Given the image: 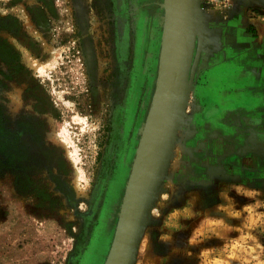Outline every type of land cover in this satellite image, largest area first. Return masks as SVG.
Returning a JSON list of instances; mask_svg holds the SVG:
<instances>
[{
	"label": "rangeland",
	"instance_id": "374dc122",
	"mask_svg": "<svg viewBox=\"0 0 264 264\" xmlns=\"http://www.w3.org/2000/svg\"><path fill=\"white\" fill-rule=\"evenodd\" d=\"M198 4L187 98L132 264H264V79H249L258 55L264 74V0ZM168 5L0 0V38L17 51L0 61V264L104 263ZM233 129L250 132L244 152Z\"/></svg>",
	"mask_w": 264,
	"mask_h": 264
},
{
	"label": "water",
	"instance_id": "95a60500",
	"mask_svg": "<svg viewBox=\"0 0 264 264\" xmlns=\"http://www.w3.org/2000/svg\"><path fill=\"white\" fill-rule=\"evenodd\" d=\"M198 1L169 0L155 92L103 264H132L141 222L177 128L176 112L187 98L189 64L198 27ZM178 34L180 38L174 42Z\"/></svg>",
	"mask_w": 264,
	"mask_h": 264
},
{
	"label": "crops",
	"instance_id": "0c3cea01",
	"mask_svg": "<svg viewBox=\"0 0 264 264\" xmlns=\"http://www.w3.org/2000/svg\"><path fill=\"white\" fill-rule=\"evenodd\" d=\"M244 13V12H243ZM257 18H258V16L257 17H250V16H247L245 19H246V23H245V25H244V31H245V37H246V40H247V42L249 43V44H254V38L252 37V34H253V30H257L258 28H259V26H260V24H259V22H254V21H257ZM248 28V29H247ZM249 38H248V37ZM263 45H262V48H264V43H262ZM258 56H260L261 57V55H258ZM258 58L257 56L255 57V60H257V61H254V63H252V64H254L253 65V68H252V70L251 71H249L250 72V74H249V79L251 80V81H253L254 82V85H258L259 87H261V81H262V79H264V74H261V58ZM258 67V71L256 70V68ZM231 100V99H230ZM237 113V111L235 112V114ZM264 113V112H263ZM238 117H240V118H238L240 121L242 120L243 121V117L245 116H247L246 114H244L243 112H242V110H240L239 111V113H238ZM256 116H258L259 118L261 117V115L259 114V115H256ZM256 116H253V115H250V116H248V117H246L245 118V121L246 120H248V119H250V118H253V117H256ZM241 121V122H242ZM258 121H260V119L258 120ZM259 123L260 122H258V124H256V125H252L251 127H250V129H253V132H252V135L253 134H255L256 133V126H259ZM245 125V124H244ZM233 126H235V124H233ZM248 127V126H247ZM245 128V127H244ZM230 129H232L231 127H230ZM234 130V129H233ZM236 132H237V134L238 135H241L242 137H243V139L242 138H240V140H238L239 142L238 143H240L238 146H241V147H239L240 148V150L242 151V149H245V147H244V144H245V138H246V136L249 134L250 135V132L248 131H246V130H244V132H243V130L241 131V130H234V134L236 135ZM244 136H245V138H244ZM251 149V148H250ZM240 151V152H241ZM242 152H244V151H242ZM249 152V151H248Z\"/></svg>",
	"mask_w": 264,
	"mask_h": 264
},
{
	"label": "trees",
	"instance_id": "16d2710c",
	"mask_svg": "<svg viewBox=\"0 0 264 264\" xmlns=\"http://www.w3.org/2000/svg\"><path fill=\"white\" fill-rule=\"evenodd\" d=\"M13 53L16 57L17 51L13 49L4 39L0 38V61H7L8 56Z\"/></svg>",
	"mask_w": 264,
	"mask_h": 264
},
{
	"label": "built area",
	"instance_id": "2783aa9c",
	"mask_svg": "<svg viewBox=\"0 0 264 264\" xmlns=\"http://www.w3.org/2000/svg\"><path fill=\"white\" fill-rule=\"evenodd\" d=\"M203 1L211 5H220V4L225 5L229 2V0H203Z\"/></svg>",
	"mask_w": 264,
	"mask_h": 264
},
{
	"label": "bare ground",
	"instance_id": "6f19581e",
	"mask_svg": "<svg viewBox=\"0 0 264 264\" xmlns=\"http://www.w3.org/2000/svg\"><path fill=\"white\" fill-rule=\"evenodd\" d=\"M179 38H180V35L178 34L177 36H176V39H175V41L174 42H177L178 40H179ZM194 38V37H193ZM190 66H191V62H190V64H189V69H190ZM67 152V151H66ZM139 233V232H138Z\"/></svg>",
	"mask_w": 264,
	"mask_h": 264
},
{
	"label": "flooded vegetation",
	"instance_id": "af4514ba",
	"mask_svg": "<svg viewBox=\"0 0 264 264\" xmlns=\"http://www.w3.org/2000/svg\"><path fill=\"white\" fill-rule=\"evenodd\" d=\"M252 15H254V12H252ZM254 34V33H253Z\"/></svg>",
	"mask_w": 264,
	"mask_h": 264
}]
</instances>
